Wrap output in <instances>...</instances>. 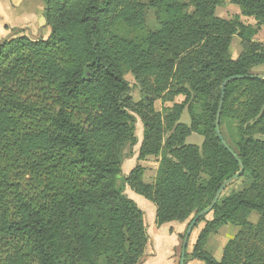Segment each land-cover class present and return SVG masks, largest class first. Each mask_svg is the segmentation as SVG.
<instances>
[{"label":"trees","instance_id":"obj_1","mask_svg":"<svg viewBox=\"0 0 264 264\" xmlns=\"http://www.w3.org/2000/svg\"><path fill=\"white\" fill-rule=\"evenodd\" d=\"M224 1L43 0L49 36L0 44V264H139L148 233L125 187L155 206L161 227L209 207L239 171L215 134L221 87L233 76L244 79L227 84L219 127L244 166L238 180L249 183L198 221L191 257L264 264V72H254L264 67L255 40L264 0H227L255 27L217 17ZM125 73L144 94L138 110ZM132 113L143 126L138 160L159 158L152 184L140 166L118 184L120 150L136 145ZM192 134L200 147L185 144ZM227 225L238 231L218 261L205 246Z\"/></svg>","mask_w":264,"mask_h":264},{"label":"rangeland","instance_id":"obj_2","mask_svg":"<svg viewBox=\"0 0 264 264\" xmlns=\"http://www.w3.org/2000/svg\"><path fill=\"white\" fill-rule=\"evenodd\" d=\"M146 1L148 2L149 0ZM183 1L188 2V0H183ZM31 2L32 1L23 0L21 7L22 9H20V11L19 9L15 11L9 9L10 8L8 7L10 6L9 0H0V26L3 24H9V25L19 24V21L21 20V15H23L25 12L24 8H27L29 4H31ZM7 4L8 6H6ZM39 7H41L39 2L34 4V14L32 15V19L31 18L29 19L31 23V25H29L31 27L30 31L33 32L32 36L35 38L36 37L39 38V32H41L40 31L41 29H38L39 24L41 23L42 25L46 24L41 12L40 11L37 12L39 10ZM215 15L219 18L226 20L232 19L234 17H239V18L241 17L240 9L237 6L229 3L227 0H225L220 7L216 8ZM242 21L247 25H251V26L256 25L253 19H242ZM146 24L149 30L152 31L155 29L154 14L151 11H147ZM46 28L48 33H50V28L49 27ZM126 34L130 38L134 37L132 33L128 32ZM5 39L8 38H4V39L0 38V44ZM255 40L264 45V29L262 28L259 29L257 35L255 36ZM240 52H241L240 41L235 37L232 42L233 57L238 56ZM254 72L262 73L264 72V67L255 69ZM124 78L128 82L129 87L131 89L130 98L132 102L136 104L135 108L138 110L139 108H141L140 105L143 104L144 102V94L139 86V83L134 79V77L131 74L125 73ZM182 101H183L182 97L175 98L172 103H161L160 101H156L154 103V111L161 112L163 108H170L172 107L173 104L181 103ZM132 115L136 119V124H135L136 145L132 147L130 143H127L120 150V159L122 161V176L120 177L118 184H123L124 176H126L136 166H140L144 168L143 181L145 183L152 184L156 176L159 158L148 157L145 160H138V152L142 141L143 126L139 115L133 113ZM180 123L186 125L189 124V117L186 111L183 112L180 119ZM202 142H203L202 137L196 134H192L186 139L185 144L196 145L200 147L202 145ZM248 183L249 181L246 178L236 180L235 182L230 184L226 190L223 191L221 196L223 195L224 197H227L233 192L240 191L244 187H246ZM125 194L143 212L144 224L148 233V242L145 247L144 255L141 258L139 264H179L182 240L186 228L189 222L191 221V219L194 217V215H192L184 223L171 222L161 227H157L154 224L155 206L152 203L145 200L144 198H142L141 196L136 195L128 187H125ZM257 219L258 218L255 215L254 217L250 218V221L252 223H256ZM209 220H211V215L206 216V221ZM204 225H205L204 222L200 223L192 231L187 245V258L185 259L184 264H202L201 262L193 259L191 257V254L193 252L196 239L201 229L204 227ZM228 228H230V230L232 229L237 231L236 228L232 227L231 225L223 227L218 231L217 234L212 235L208 238L205 246V250L218 261L221 258L223 247L230 239L233 238V236H230L229 234L230 231L228 232Z\"/></svg>","mask_w":264,"mask_h":264},{"label":"water","instance_id":"obj_3","mask_svg":"<svg viewBox=\"0 0 264 264\" xmlns=\"http://www.w3.org/2000/svg\"><path fill=\"white\" fill-rule=\"evenodd\" d=\"M244 79V77L241 76H233L230 77L228 79H226L221 87V96H220V101H219V106H218V111L216 114V118H215V134L217 139L220 141V144L222 145V147L228 152V154H230L234 160L237 162L238 167H239V171L232 176L230 179L226 180L221 186L220 188L217 190L211 204L209 207H207L206 209L202 210L201 212H199L188 224L183 240H182V246H181V254H180V260H179V264H184L185 262V256H186V252H187V245H188V241L190 238V235L192 233V231L194 230L195 226L197 225L198 221L203 218L208 216L214 206L217 204L219 198L221 197V194L223 193L224 190L227 189V187L232 184L233 182H235L236 180H238V178L242 175L243 171H244V166L242 164V162L239 160V158L237 157V155L233 152V150L227 145V143L224 141L221 132H220V127H219V118H220V112H221V108H222V102H223V97H224V91L225 88L227 86L228 83L232 82V81H236V80H241ZM257 79H264V77L259 76L257 77Z\"/></svg>","mask_w":264,"mask_h":264},{"label":"crops","instance_id":"obj_4","mask_svg":"<svg viewBox=\"0 0 264 264\" xmlns=\"http://www.w3.org/2000/svg\"><path fill=\"white\" fill-rule=\"evenodd\" d=\"M26 1H32V2H31V4H29V6L27 8H24L25 12H24L23 15H21V20L19 21V24H17V25H13V24H10V25L9 24H3V25H1L0 26V38H3V39L4 38H8V39H10V38H15V37H20V36H26V37H28L30 39H46L49 36L48 34H50V33H48L47 28H46L48 26L42 25V23L40 21L39 22L41 24H39V26H38V29H41L40 30L41 32H39V38H37V37L35 38V37L32 36L33 35L32 34L33 32L30 31V28L31 27L29 26V25H31L29 19L30 18L32 19V15L34 14V4H36L38 2L40 3V6L41 7H39V10L37 12L40 11L41 14H42L43 8H44L43 7V4H42L43 0H26ZM40 1H42V2H40ZM22 2H23V0H9L10 6H8V4L6 6L10 7L9 9H12V10H15V11L19 9V11H20V9H22L21 8L22 7ZM239 19H240V21L242 23H244L242 21V19H253V18H247V17L241 16ZM255 23H256V21H255ZM245 25H247V24H245ZM255 26L256 25H254L252 27H255ZM260 28L264 29L263 26H261ZM41 33H43V34H41ZM8 39H5L4 41H6ZM252 217H254V216H252ZM224 227H226V226H224ZM232 227H234V226H232ZM234 228H236V227H234ZM236 230L238 231V228H236ZM237 231L232 230V229L230 230V228H228V232H229L230 236H233L234 237L236 235Z\"/></svg>","mask_w":264,"mask_h":264}]
</instances>
